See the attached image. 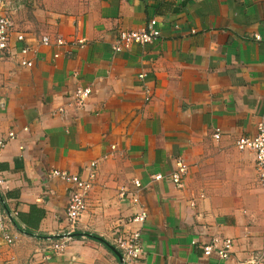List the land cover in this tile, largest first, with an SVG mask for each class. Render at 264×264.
<instances>
[{
  "label": "crops",
  "instance_id": "1",
  "mask_svg": "<svg viewBox=\"0 0 264 264\" xmlns=\"http://www.w3.org/2000/svg\"><path fill=\"white\" fill-rule=\"evenodd\" d=\"M1 1L14 8L0 134L15 138L0 170L15 239L0 236V264H247L264 254V188L254 154L235 147L264 120V0ZM152 19L156 42L113 51L120 31ZM78 88L90 91L82 105ZM178 156L181 188L168 181ZM52 170L91 182L76 232L111 245L138 232L143 256L120 262L82 236L43 259L68 231L71 187ZM140 210L145 220L132 222ZM212 238L235 241L228 259L203 256Z\"/></svg>",
  "mask_w": 264,
  "mask_h": 264
},
{
  "label": "built area",
  "instance_id": "2",
  "mask_svg": "<svg viewBox=\"0 0 264 264\" xmlns=\"http://www.w3.org/2000/svg\"><path fill=\"white\" fill-rule=\"evenodd\" d=\"M14 11L13 7L4 5L0 0V54H10L9 42L12 28L11 14ZM161 36L160 26L156 19L149 20L145 26L138 30H124L120 31L117 40L113 46V51L119 53L124 50L130 49L135 45H145L156 42ZM255 40L259 41L258 35L254 36ZM17 41H22V35L16 36ZM42 45H48L49 39L42 37L40 40ZM56 45H62L61 38H57ZM28 49L23 48L21 54H27ZM21 66L30 67L32 64L28 61H21ZM143 78V75H140ZM90 91L88 89L78 88L75 92L74 102L76 105H82L88 98ZM214 140H219V133L213 134ZM15 138L13 132H8L6 135L0 134V165L1 155L5 146ZM235 147L239 151H250L254 154V170L258 184L264 188V120L258 123L256 135L253 137H240L235 141ZM94 166V164H92ZM188 171V166L185 160L178 156L174 158V165L171 174L168 177V181L175 185L176 188L183 186L184 177ZM93 177V171H91ZM49 176L57 178L70 185L68 192V200L65 209V217L68 222V231L64 235L72 234L76 232L80 218L86 211V196L91 188V182L89 180L84 181L80 177L68 174L59 170H52L49 172ZM153 180L161 181L163 176L157 174L152 176ZM3 184L2 173L0 170V236L6 241L8 245L14 243V235L12 234V217L4 210L1 188ZM133 186L138 188L140 183L137 180L132 182ZM133 204H138L136 197L132 198ZM146 214L140 210L136 216L132 219L134 223H141L145 220ZM70 238H64L57 242H50L45 248L46 255L43 259H48L47 254L52 252H60L64 248L67 241ZM115 246L122 254V257L127 260H138L144 254V247L139 239L138 232H132L130 234L122 233L114 239ZM235 247V241L232 239H217L212 238L210 242L202 246L203 256H209L215 252L220 259L226 260L229 258ZM264 261L263 252H256L247 264H261Z\"/></svg>",
  "mask_w": 264,
  "mask_h": 264
},
{
  "label": "trees",
  "instance_id": "3",
  "mask_svg": "<svg viewBox=\"0 0 264 264\" xmlns=\"http://www.w3.org/2000/svg\"><path fill=\"white\" fill-rule=\"evenodd\" d=\"M72 234H73V235H72V238H73V239H80L82 236H85V237L88 238L89 240H93V241H95V242H98V243L102 244L106 249L109 250L108 243H107L104 239L98 237V236L95 235V234H83V235H82V234L79 233V232H74V233H72ZM52 239H54V238H52ZM110 251H111V250H110Z\"/></svg>",
  "mask_w": 264,
  "mask_h": 264
},
{
  "label": "water",
  "instance_id": "4",
  "mask_svg": "<svg viewBox=\"0 0 264 264\" xmlns=\"http://www.w3.org/2000/svg\"><path fill=\"white\" fill-rule=\"evenodd\" d=\"M73 234H68V235H62V236H57V238H72ZM83 235V234H82ZM84 237V236H83ZM109 249L116 255V257L118 258V260L120 262H122V256L120 254V252L111 244H108Z\"/></svg>",
  "mask_w": 264,
  "mask_h": 264
}]
</instances>
